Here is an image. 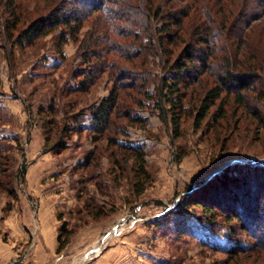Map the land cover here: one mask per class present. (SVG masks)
<instances>
[{"label": "rangeland", "instance_id": "1", "mask_svg": "<svg viewBox=\"0 0 264 264\" xmlns=\"http://www.w3.org/2000/svg\"><path fill=\"white\" fill-rule=\"evenodd\" d=\"M1 44L0 264H264L260 252L239 260L227 254L251 247L237 228L179 212L190 192L227 167L264 173V124L251 113L234 116L228 108L222 125L199 131L189 115L173 139L154 104L129 103L121 105L129 118L95 135L91 111L112 87L106 74L88 93L67 98L81 110L79 123L67 122L74 133L63 139L62 150L49 151L37 108L53 97L60 108L67 101L57 91L73 85L69 72L81 68L76 46L64 47L66 61L57 66L50 36L25 51L15 49L10 67ZM151 70L153 81L161 72L156 64ZM62 229L70 235L59 249Z\"/></svg>", "mask_w": 264, "mask_h": 264}, {"label": "trees", "instance_id": "2", "mask_svg": "<svg viewBox=\"0 0 264 264\" xmlns=\"http://www.w3.org/2000/svg\"><path fill=\"white\" fill-rule=\"evenodd\" d=\"M50 36L57 66L66 61L69 43L81 61V68L69 72L73 85L60 88L58 97L86 94L106 74L112 81L108 97L91 111L95 135L129 118L121 111L129 103L154 104L173 139L179 138L185 117L191 115L197 131L213 129L227 119L228 108L234 116L247 110L264 124V0H0L1 46L10 67L15 49L25 51ZM154 62L161 75L152 81ZM138 80L145 82L138 86ZM54 100L39 106L37 115L45 146L56 152L74 133L66 123H79L81 110L70 100L62 108ZM136 158L145 175L143 154ZM236 167L190 192L179 212L199 213L212 226L220 221L244 233L251 247L228 249L232 259L258 252L264 258V173ZM69 235L62 229L59 249Z\"/></svg>", "mask_w": 264, "mask_h": 264}]
</instances>
